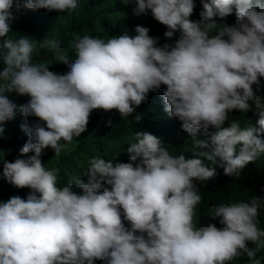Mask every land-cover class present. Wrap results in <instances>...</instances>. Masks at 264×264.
I'll return each mask as SVG.
<instances>
[{
	"label": "clouds",
	"instance_id": "1",
	"mask_svg": "<svg viewBox=\"0 0 264 264\" xmlns=\"http://www.w3.org/2000/svg\"><path fill=\"white\" fill-rule=\"evenodd\" d=\"M200 2L202 20L193 21L194 0H123L135 3V15L150 12L166 26L167 40L177 32L179 38L158 46L159 38L142 26L107 40L84 35L73 45V59L54 37L38 42L9 34L13 9L71 14L79 0H0V134L17 108L43 122L22 125L29 137L21 149L25 158L3 162V179L32 191L26 199L0 202V264H229L241 253L250 264H261L256 256L264 248V231L257 217L264 199L213 205L209 217L224 227H197L195 208L202 198L193 181L213 179L215 169L201 159L173 155L148 132L135 133L127 163L92 158L89 182H74L80 194L73 182L58 187L59 170L41 160L49 147L56 157L69 150L74 137L87 131L93 110L132 117L161 86H166L165 111L181 122L196 147H208L196 139L201 129H215L213 154L201 155L213 162L219 157L226 176H238L264 153V99L253 90L264 78V3ZM233 9L236 26L214 22ZM38 46L51 50L69 71L58 74L33 62ZM13 93L30 99L17 105L9 99ZM252 104L261 117L259 129L241 127L237 120L224 127L229 112L246 113ZM238 144L243 146L237 152Z\"/></svg>",
	"mask_w": 264,
	"mask_h": 264
},
{
	"label": "trees",
	"instance_id": "2",
	"mask_svg": "<svg viewBox=\"0 0 264 264\" xmlns=\"http://www.w3.org/2000/svg\"><path fill=\"white\" fill-rule=\"evenodd\" d=\"M196 5L193 21L202 20L204 12L200 0H194ZM254 5L264 3V0H253ZM135 3L125 4L123 0H79V7L71 14L67 12H49L47 10H29L21 8L19 12L15 9L16 19L12 21V32L9 34L13 39L20 35H26L33 40L43 41L46 37H54L60 43L63 52L69 58H75L73 45L84 35H91L107 40L124 32L134 34L137 26L147 27L149 35L159 38L158 46L165 43H174L179 38V33H175L171 41L167 40L164 33L168 31L166 26L157 22L150 12L142 13L137 16L133 9ZM214 22L219 26H236L238 24L233 14L220 18L214 17ZM33 62L45 63L49 70L58 74L69 71L67 65L57 61L55 54L48 49L39 46L33 53ZM2 67V63H0ZM2 70V68H0ZM166 86H161L159 92H150L147 100L136 109V114L132 117L123 119L117 110L104 111L93 110L90 115L87 131L79 137H74L70 149L61 152L56 157L55 152L49 147L44 150L41 160L48 169H58L57 186L63 187L69 182L81 179L84 183L89 182L87 169L92 158H103L110 162H129L130 156L127 148L135 142V133L148 132L162 142V145L172 152L173 155L184 154L186 158L201 159L203 164L215 169L216 175L213 179L201 183L193 181L198 188L201 202L195 208L194 223L197 227L215 224L217 228H223L220 219L209 217L213 205L231 204L234 202H250L254 196L264 199V153L258 155L255 161L249 163L241 170L238 176H226L220 167L222 161L219 157H214V162L201 155L208 153L212 155L214 146L211 137L215 134V129L207 131L201 129L197 133L196 139L208 142L207 148L195 146L194 138L183 130L182 124L177 119L171 117L165 111L163 103V91ZM256 95L264 99V78L260 79V85H253ZM17 105L27 103L30 97L11 94L9 96ZM252 102H250L251 104ZM136 115L140 119H136ZM229 119L224 127L230 126L232 120L240 121L241 127H255L259 129L258 121L261 117L256 113L255 105L252 104L248 112L232 110L229 112ZM34 123H43L36 117H25L17 108L14 117L2 125L4 132L0 134V202L7 201L13 196L26 199L31 193V189H18L10 185L3 179V162H14L21 156V149L27 143L29 137L22 130L21 126L31 127ZM46 127V125H44ZM264 139V136L260 137ZM242 144L236 146L237 152ZM29 155H34L30 153ZM74 191L80 194V189L74 184ZM264 203V201H262ZM122 211V210H121ZM258 228L264 231V206L259 210L257 217ZM126 227L130 228L127 221ZM249 248H253L250 242ZM256 259L264 264V248L256 256ZM94 264H104L103 261H95ZM229 264H250L246 254L241 255Z\"/></svg>",
	"mask_w": 264,
	"mask_h": 264
}]
</instances>
